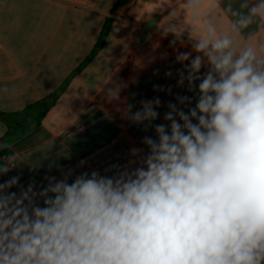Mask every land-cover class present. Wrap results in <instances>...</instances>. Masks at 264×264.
Segmentation results:
<instances>
[{"label":"clouds","instance_id":"clouds-1","mask_svg":"<svg viewBox=\"0 0 264 264\" xmlns=\"http://www.w3.org/2000/svg\"><path fill=\"white\" fill-rule=\"evenodd\" d=\"M180 2L187 28L163 29L180 67L165 78L186 94L154 85L173 99L137 109L127 83L105 92L142 147L40 184L21 183L29 154L0 163V178L21 170L0 179V264H264V0Z\"/></svg>","mask_w":264,"mask_h":264},{"label":"crops","instance_id":"crops-1","mask_svg":"<svg viewBox=\"0 0 264 264\" xmlns=\"http://www.w3.org/2000/svg\"><path fill=\"white\" fill-rule=\"evenodd\" d=\"M118 1L0 0V111L20 112L65 85L37 125L2 147V163L16 153L29 154L21 165L22 184L30 179L40 184L46 174L61 178L68 169H74V175L103 172L111 163H123L129 148L142 147L145 133L121 119L116 111L120 105L105 99L113 84H128L121 96L137 109L140 99L159 96L166 103L177 93L186 94L174 87V78H165L170 68L175 72L180 67L169 46L174 36L163 31L170 22L178 30L187 28L180 0H127L113 12ZM163 6L176 9L175 17L169 15L171 8L161 10ZM108 20L112 22L104 45L78 71ZM164 53L168 56L161 59ZM154 85L173 86V96L153 91ZM165 110L160 109L161 117ZM7 132L0 121V147ZM81 160L87 161L83 168L77 167ZM30 166L39 168L31 172ZM17 174L20 169L0 179Z\"/></svg>","mask_w":264,"mask_h":264},{"label":"trees","instance_id":"trees-1","mask_svg":"<svg viewBox=\"0 0 264 264\" xmlns=\"http://www.w3.org/2000/svg\"><path fill=\"white\" fill-rule=\"evenodd\" d=\"M126 1L127 0H119L113 9V12H116ZM111 22V20L106 22L98 44L87 61L80 66L78 71H80L86 65V63L90 61L91 58L102 48L110 31ZM64 88L65 85L62 86V88L57 92L35 104L27 106L20 112L5 113L0 111V121L8 126V132L3 140L2 146L0 147V163H2V147H4L9 141L21 137L29 129L37 125L41 119L45 117L48 111L55 105Z\"/></svg>","mask_w":264,"mask_h":264}]
</instances>
